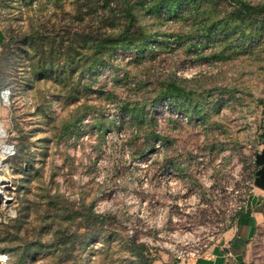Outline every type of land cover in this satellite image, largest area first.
I'll list each match as a JSON object with an SVG mask.
<instances>
[{
  "label": "rangeland",
  "instance_id": "1",
  "mask_svg": "<svg viewBox=\"0 0 264 264\" xmlns=\"http://www.w3.org/2000/svg\"><path fill=\"white\" fill-rule=\"evenodd\" d=\"M105 1L0 0V264L197 258L257 210L238 264H264V0L144 11L152 48L89 70ZM127 100L144 103L134 142Z\"/></svg>",
  "mask_w": 264,
  "mask_h": 264
},
{
  "label": "trees",
  "instance_id": "2",
  "mask_svg": "<svg viewBox=\"0 0 264 264\" xmlns=\"http://www.w3.org/2000/svg\"><path fill=\"white\" fill-rule=\"evenodd\" d=\"M175 3L177 7H181L183 3H188V0H106L105 7L106 13L108 11L109 17L106 18L107 32L103 37H95L92 39L91 50L93 54L89 57V70L100 66V63L114 59L122 52H137L142 54L152 48V44L156 40L157 36L151 34L152 32L147 29L146 26L141 24V18L143 12L148 11L153 15L152 19H158L157 15L162 9H172V5ZM258 9L245 2H238V6L234 13L239 20H247L250 22L251 16L256 13ZM216 23V22H214ZM208 33L211 32L212 27L204 29ZM181 36V33H180ZM183 36V34H182ZM127 55V53H126ZM124 55V56H126ZM85 57H88L86 55ZM181 90L176 85L172 84L156 96V102L166 99H171L180 93ZM144 103H131V100H127L123 103V112L129 114L131 122L137 125L136 135L134 134L131 142H134L140 132V123L142 121V106ZM200 116V115H199ZM84 116H80L76 119L75 124L81 122ZM201 117V116H200ZM93 127L98 126V118L94 119ZM218 142H205V151L214 154L218 147ZM140 149V147H139ZM170 148H167V152H170ZM139 153V150H136ZM147 151L143 150L142 155ZM172 168H177L174 165V160H169Z\"/></svg>",
  "mask_w": 264,
  "mask_h": 264
},
{
  "label": "crops",
  "instance_id": "3",
  "mask_svg": "<svg viewBox=\"0 0 264 264\" xmlns=\"http://www.w3.org/2000/svg\"><path fill=\"white\" fill-rule=\"evenodd\" d=\"M259 223V210L246 213L218 238L210 250H206L199 257L179 259L167 256L153 264H238Z\"/></svg>",
  "mask_w": 264,
  "mask_h": 264
},
{
  "label": "water",
  "instance_id": "4",
  "mask_svg": "<svg viewBox=\"0 0 264 264\" xmlns=\"http://www.w3.org/2000/svg\"><path fill=\"white\" fill-rule=\"evenodd\" d=\"M257 163L261 166L258 177L256 179V185L258 188L264 191V149L261 155L258 157Z\"/></svg>",
  "mask_w": 264,
  "mask_h": 264
},
{
  "label": "built area",
  "instance_id": "5",
  "mask_svg": "<svg viewBox=\"0 0 264 264\" xmlns=\"http://www.w3.org/2000/svg\"><path fill=\"white\" fill-rule=\"evenodd\" d=\"M2 98H3V100H8L9 93L6 90L2 91ZM6 260H7V257L0 254V262L5 263Z\"/></svg>",
  "mask_w": 264,
  "mask_h": 264
},
{
  "label": "bare ground",
  "instance_id": "6",
  "mask_svg": "<svg viewBox=\"0 0 264 264\" xmlns=\"http://www.w3.org/2000/svg\"><path fill=\"white\" fill-rule=\"evenodd\" d=\"M7 153V152H6ZM6 182V181H5ZM0 193H1V191H0Z\"/></svg>",
  "mask_w": 264,
  "mask_h": 264
}]
</instances>
